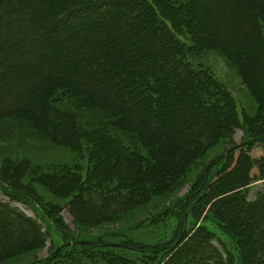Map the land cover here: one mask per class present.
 Instances as JSON below:
<instances>
[{
  "label": "trees",
  "instance_id": "1",
  "mask_svg": "<svg viewBox=\"0 0 264 264\" xmlns=\"http://www.w3.org/2000/svg\"><path fill=\"white\" fill-rule=\"evenodd\" d=\"M2 1L4 7L0 8L1 117L6 115L24 118L39 131L47 134L50 139L63 144L72 138L70 131L73 119L70 115L63 113L64 111L54 107L52 99L55 97L54 100L57 102L62 93L74 97L82 95L84 99L82 103L85 107L89 110L104 111L112 118L110 122H105L107 127H116L117 124H120L123 129L127 126L136 134H140L143 143L149 144L148 146L153 145L158 138L166 141L167 135L170 140H178L181 144L179 147L182 153L181 160L187 159L185 162L193 160L199 148L205 146L206 138L203 136H206V131L204 127L211 128L213 133L209 137L216 135L217 139L221 137L222 132L231 135L235 130H241L242 143L232 146L224 154L213 159L211 166L207 164L208 174L214 169L212 175L214 181H204L205 173L203 171L199 184L196 187L191 185V192L176 202L180 209V216L183 218L186 214H191L193 207L202 200L208 189L215 186L217 174L224 166L229 170V173L226 174L228 177H232L236 170H240L239 177L242 183L245 182L244 186L252 181L248 172L254 162H250L248 153L254 144L260 143L264 146V138L258 137L261 132H254L245 120L241 122L238 119L235 99L228 96L229 100L225 101L221 96L223 95L222 86L216 84L214 80L212 82L217 87L216 90L212 88L211 76H207L200 67L194 66L192 61L194 59L190 56V52L195 46L201 47L203 50L210 49L209 46L218 47V40L220 42L221 40L214 34H222L227 39L225 46L244 70L247 81L253 79L259 85L260 77L254 72L255 66L253 67L251 62L253 58L257 60L258 57H264V31L262 30L264 0H188L182 5V7L184 6L183 12L177 16H174L172 14L174 10L164 3L173 5L169 3L170 0H92L96 1L98 5L83 9L79 14L81 20L76 24L72 23V27L68 26L69 28L60 31L61 33L55 24L56 20L49 17V14L59 10L57 13L62 11L60 16L68 15L67 11H70L72 6L78 4L83 6L81 4H84L82 2L86 0ZM53 1L56 3L54 7L51 6ZM124 2L129 4L134 12L124 11L122 12L124 16L120 18L119 8ZM111 3L114 5L113 9ZM88 10L91 11V15L87 13ZM201 13L200 28L203 38L196 40L190 33L192 45L189 46L173 33H178V29L175 28L182 24L190 27L191 21ZM89 19H94V21L90 22ZM81 28L85 32L79 33ZM73 52H75V58L71 56ZM253 52L258 57L255 58L252 55L251 59ZM61 57H63L62 61ZM140 60H144L143 65L138 64ZM80 61H88L92 65L82 66L80 64L79 66ZM123 63L130 65L125 69ZM4 64H9V66L3 67ZM165 67L169 68L167 72L162 70ZM164 78L168 83L163 82ZM120 83L122 84L120 90L123 89L125 93H119ZM183 88L184 95H180V90ZM159 89L164 91V96L160 100L157 99L158 93L154 92ZM59 90L60 92L55 95ZM166 90L169 91L166 92ZM256 90L257 96L263 98V88L258 87ZM128 93L132 95L130 101L127 97ZM143 94L145 97L142 96ZM167 97L175 103H180L178 107L174 105L177 113L179 110L185 111V115H183L185 117L176 115L181 119L176 122L174 128L168 127L166 124L164 101ZM98 101L104 102L105 105ZM156 103L158 108H156ZM153 111L155 113L152 114ZM192 113H194L193 116L198 115L194 123L192 122ZM102 127L105 126L100 124L98 128H94L97 131ZM64 136H66V140ZM98 141H100L99 138ZM167 152L164 150L160 152V155L158 153L153 155L152 152L147 151L146 157L141 154L134 157L130 154L132 158L126 156L123 159L116 158L117 155L114 153L116 159L113 157V160L119 163L120 167H117L113 161L108 169L113 175L117 170L124 173L123 180L120 174L117 176V181L119 180L121 183L130 181V178L131 181H134L137 175L145 177L148 182L147 187L141 185L138 193L130 191L134 198L144 200L149 191L145 188L163 189L170 182V179L165 180L159 176L161 169L159 164L162 161L164 162L163 167L166 164V171L163 170L165 177L172 175L173 171L177 169V164H175L178 163L175 160L177 153L173 155L174 159L168 157ZM234 153H237L236 158H234ZM158 156L159 160H157ZM260 162L256 168L259 171V176L264 177V159ZM91 171L92 180L90 178V182L95 184L99 169L95 170L93 167ZM69 179L67 183L73 185L72 180ZM162 179L165 180L164 183ZM84 182V180L81 181V187L84 186ZM234 185V191L239 189V185ZM195 188L197 189L193 192ZM243 195L245 196V191L242 198ZM260 195L264 197V193ZM32 199H29L27 206L36 212L34 208L39 204L36 199ZM259 200L256 197L253 201L246 202L245 205L250 209H244L250 211V213L247 212L248 218L253 217L258 221L259 226L255 229L256 233H248V229L244 226L245 218L234 216L235 212L240 211V206L244 207L241 200L239 206L236 203L226 204L227 210L222 214V218L227 215L230 219L232 227L230 228L236 232L238 239L235 242H238L237 244H240L244 249L243 260H240L239 253L237 258L233 257L230 250L224 246L213 247L212 238L208 235V238L204 239L203 232L202 236L194 234L192 245L197 247L199 244H203L204 248L206 247L207 250L216 254V262L211 263L207 261L209 258L205 257V259L191 260L193 264H257L254 252L250 247L256 246L254 250L256 253L259 252V249L264 250V210L259 208ZM191 202L192 204H190ZM100 203V206L97 207L88 202L87 208L81 204L80 210L87 213L96 212L95 214L98 213L99 216L103 215L111 202L104 199L100 200ZM242 207L240 208L242 209ZM7 209L0 207V211H2V213L0 212V262L6 259H3L6 255L3 251L5 248L21 246L23 250H26L25 253L41 249L46 238L44 235L49 233L48 227L39 226L24 215ZM41 220L43 219L41 218ZM56 224L59 229H63L58 226V222ZM40 230H46V233H42ZM62 235L63 242L71 243L72 247L86 246L92 250L111 248L105 247L107 244L100 240L102 237L81 240L73 235L64 233ZM250 236L256 237L257 242L249 244L248 237ZM115 237L117 236L112 238ZM132 247L136 249L134 245ZM111 250L114 249L111 248ZM123 251L127 252V250ZM135 251L128 250L131 253ZM238 258L239 260H235ZM180 259L182 262L181 257ZM73 264L78 263L74 261Z\"/></svg>",
  "mask_w": 264,
  "mask_h": 264
},
{
  "label": "rangeland",
  "instance_id": "2",
  "mask_svg": "<svg viewBox=\"0 0 264 264\" xmlns=\"http://www.w3.org/2000/svg\"><path fill=\"white\" fill-rule=\"evenodd\" d=\"M54 1L51 4L53 7L56 5ZM187 1L170 0L169 3L173 4L171 6L163 2L166 6L171 7L174 10L172 14L177 16L183 12L184 6L182 7V5ZM82 3H84L81 4L84 8H81L83 6L80 4L72 6L71 10L67 11L68 15L60 16L62 11L57 13L59 10L49 14V17L56 20L55 24L58 26L59 32L65 31L69 28L68 26L72 27V23L76 24L81 20L79 14L82 13L83 9L98 5L96 1L92 0H86ZM51 6L50 8L54 9ZM1 7H4L2 0H0ZM111 8H114L112 3ZM124 11L134 12L126 2L119 8L120 18L124 16L122 13ZM87 13L91 15L90 10ZM89 20L90 22L94 21V19ZM201 20L202 13L191 21L190 27L183 24L177 27L176 24L177 28L175 29H178V33L174 32L173 34L191 46L190 33L196 40L203 38L200 28ZM262 25L264 31V24ZM188 31L190 32L188 33ZM78 32L85 31L81 28ZM214 35H217L221 40V42L218 40L220 44L218 47L209 46L210 49L205 50L201 47H193L190 56L194 59L192 60L194 66L200 67L207 76H211V82L214 80L216 84L222 86L223 95L221 96L225 101L229 100L228 96L235 99L238 119L241 122L245 120L254 132H261L258 137L264 138V97L259 98L256 90L258 87L264 90V57L259 58L255 52L251 54V59L252 55L255 58L258 57L257 60L253 58L251 62L253 67L255 66L254 72L260 77L261 82L257 85L253 79L247 81L244 70L225 46L226 37L219 33ZM71 56L75 58V52ZM60 59L62 61L63 57ZM143 61L140 60L138 64L143 65ZM80 64L82 66L92 65L88 61H80L79 66ZM103 64L106 65V63ZM6 65L9 66V64H4L3 67ZM129 65L123 63L125 69ZM162 70L167 72L169 68L165 67ZM167 80H169L168 77ZM163 82L168 83L165 78ZM213 82L212 88L216 90L217 86ZM121 85L120 83L118 91L122 94L125 91L120 90ZM58 92L60 90L55 95ZM154 92L158 93V100L164 96L162 89ZM180 95H184V88L180 90ZM205 95L208 94L205 93ZM71 96L62 93L57 102L54 100L55 97L52 99L54 107L64 111L63 113L70 115L73 119L70 131L72 138L63 144L50 139L47 134L39 131L24 118L0 116V204L4 205H0V207L20 213L35 221L37 225L49 228V233L44 235L46 238L41 249L25 253L26 250H23L21 246L5 248L3 251L6 255L3 259H6L0 264H73L74 261L78 264H193L194 259H205V257L206 259L209 258L207 261L214 263L216 262V254L207 250L206 247L204 248L203 244H199L197 247L192 245L194 234L202 236L203 232L204 239L208 238V235L212 238L213 247L224 246L230 250L233 257L237 258L239 253L240 260H243L244 249L240 244H237L238 242H235L238 239L236 232L231 229L230 219L227 215L222 218V214L227 210L226 204L236 203L239 206L241 200L244 207H240L243 210L239 207L240 211L235 212L234 216L245 218L244 226L248 229V233H256L255 229L258 228L259 223H257L256 218H248L247 212L250 213V211L244 209L248 207L245 205L246 202L253 201L258 197V200L260 199L258 201L260 202L259 208L264 210V197L260 195L264 193V177L259 176V171L256 168L257 164L264 159V146L257 143L249 150L248 158L251 163H254L251 169L249 167L248 174L252 181L247 186H244L245 182L242 183L240 180V170H236L232 177H228L226 174L229 173V170L224 166L217 174L218 177H215V186L208 189L207 194L193 207L191 214H186L183 218L180 216V209L176 202L191 192V185L196 187L199 184L203 171L205 173L204 181H214L212 176L214 169L208 174V166L212 165L213 159L224 154L232 146L242 143L241 130H235L231 135L222 132L221 137L217 139L216 135L209 137L213 133L211 128L204 127L206 131V136H203L206 138L204 140L205 146L199 148L193 160L185 162L187 159L181 160L182 153L179 149L181 144L178 140H170L167 135L166 141L158 138L153 145L148 146L149 144L143 143L140 134H136L127 126L123 129L120 124H117L116 127H107L105 122H110L112 118L104 111L89 110L85 107L82 103L84 101L82 95H80L82 98ZM142 96L145 97V94ZM127 97L129 101L132 99V95L129 93ZM164 102L166 124L168 127L174 128L176 122L181 119L176 115L183 116L185 111L179 110L177 113L174 105L178 107L180 103H175L168 97ZM98 103L105 105L102 101H98ZM156 105L158 108L157 103ZM153 113L155 112L153 111ZM193 115L194 113H192V122L194 123L198 115ZM100 124L105 127L95 131L94 127L98 128ZM64 139H67L66 136ZM164 150L170 152H167V156L174 159L175 156L173 155L177 153L175 159L178 162L175 163L177 169L173 171L172 175L165 177L163 170L166 171V164L163 167L164 162L162 161L159 164L161 168L159 176L165 180L170 179V182L163 189L145 188L149 191L144 200L134 198L130 191L133 190L138 193L141 185L147 187L148 182L145 177L137 175L134 181H131L130 178V181L121 183L119 180L117 181L118 174L123 180L124 173L121 170H117L114 175L109 172L108 166L112 165L114 161V153L117 155L116 158L121 157L123 159L126 156L132 158L130 154L134 157H138L140 154L146 157L147 151L152 152L153 155H157V153L160 155V152ZM236 157L237 153H234V158ZM157 160H159V156ZM114 163L116 162L114 161ZM116 166L120 167V164L116 163ZM93 167L95 170L99 169L95 184L90 182ZM68 179L72 180L73 185L67 183ZM83 180L85 181L84 186L81 187ZM234 184L239 185V189L234 191ZM196 189H193V192ZM244 191L246 197L243 195L242 198ZM32 198L36 199L39 204L38 207L34 208L36 212L27 206V202ZM104 199L111 203L108 204L107 211H104L103 215L100 214L99 216L98 213L95 214L96 212L87 213L80 210L82 205L87 208L88 202L98 207L101 204L100 200ZM189 206L192 209L191 205ZM0 212L2 213V211ZM56 222L63 229H59ZM40 232L46 233V230H40ZM62 233L73 235L75 238H81V240H93L102 237L100 240L106 242L105 247L109 246L114 250L111 248L92 250L86 246L72 247L71 243L63 242ZM113 236L117 237L112 238ZM248 240L249 244L257 242L254 236L248 237ZM255 248L256 246L250 247L254 252L257 264H264V250L259 249V252L256 253ZM123 250H127V252ZM128 250L136 251L131 253ZM162 250L164 251L162 252ZM161 252L162 254H160ZM180 257L182 262H180ZM50 258L51 260H49ZM239 258L235 260H239Z\"/></svg>",
  "mask_w": 264,
  "mask_h": 264
},
{
  "label": "water",
  "instance_id": "3",
  "mask_svg": "<svg viewBox=\"0 0 264 264\" xmlns=\"http://www.w3.org/2000/svg\"><path fill=\"white\" fill-rule=\"evenodd\" d=\"M248 145L250 144V142L249 143H247ZM206 172V171H205Z\"/></svg>",
  "mask_w": 264,
  "mask_h": 264
}]
</instances>
